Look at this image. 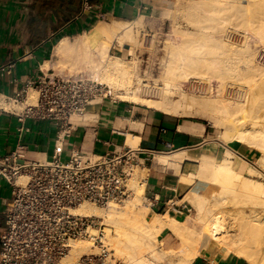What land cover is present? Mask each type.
Masks as SVG:
<instances>
[{
    "label": "bare ground",
    "instance_id": "obj_1",
    "mask_svg": "<svg viewBox=\"0 0 264 264\" xmlns=\"http://www.w3.org/2000/svg\"><path fill=\"white\" fill-rule=\"evenodd\" d=\"M184 10L190 15L189 22L198 26V36L186 39L178 49H171L173 58L163 71V87L160 86L157 98L141 97L133 89L137 80L133 60L110 54L118 46L134 55L140 41L132 32V24L138 21L98 23L74 41L60 40L52 57L58 64L71 59L75 65H86L97 81L119 91L121 101L148 105L172 116L200 118L216 126L224 122L227 127L220 137L225 143L234 144L227 135L232 130L234 140L255 151L264 161V65L255 62L256 44L251 45L248 36L256 33L264 46V0L187 1ZM258 17H262L260 22ZM233 39L240 40L239 49L233 46ZM233 58L239 59L243 66L227 68ZM49 66V62L45 64V68ZM212 76L222 83L232 80V87L229 86L232 90L227 93L230 99L208 96V85L204 83ZM193 79L197 81H192L191 88L196 91V86L201 85L200 94L185 93L182 88L184 82ZM37 97V91L31 89L25 106H34ZM133 142L137 139L128 136L127 146L133 148ZM182 152H177L173 159L181 161L185 156ZM224 157L218 161L205 152L195 158L200 165L196 173L181 177L185 184L195 178L199 180L193 191L194 217L184 215L183 220H176L167 214H154L149 206L143 207L144 186L143 182L141 186L137 182L139 177L130 180L133 194L122 206L101 209L83 204L75 213L102 220L103 240L116 259L111 264H191L202 250L212 245L249 264H264V185L243 176V171L253 172L245 160L240 162L248 167L241 163L234 167L231 153L226 150ZM163 230L177 240L176 248L162 249L157 244ZM98 233L90 230L88 239L73 243L61 264H73L82 256L94 255L97 249L91 239Z\"/></svg>",
    "mask_w": 264,
    "mask_h": 264
},
{
    "label": "crops",
    "instance_id": "obj_2",
    "mask_svg": "<svg viewBox=\"0 0 264 264\" xmlns=\"http://www.w3.org/2000/svg\"><path fill=\"white\" fill-rule=\"evenodd\" d=\"M177 1L88 0L89 8L83 10L82 0H0V156L11 153L20 137L28 160L44 162L50 158L58 128L30 118L19 123L17 116L23 113L27 100L13 104L12 99L42 74L55 73L50 66L45 68V64L50 65L54 47L60 40L74 41L98 23L141 21L153 26L173 11ZM89 114L92 118L73 127L65 138V156L71 151L94 156L119 152L132 148L127 146L128 136L136 138L132 149L147 153L143 166L144 197L150 210L176 220H183L191 208L183 198L192 183L185 184L181 177L196 173L195 158L201 154L208 152L215 157L227 147L212 142L207 127L190 117L168 115L140 104L121 100L112 104L106 100L96 110L89 109ZM21 127L28 131L19 135ZM228 150L242 159L250 156L247 149ZM177 152L185 154L181 161L173 159ZM160 158L167 160L162 162ZM9 198L10 189L1 180L0 230ZM158 239L165 249L178 245V242L174 245L176 239L168 230H163ZM191 264L248 262L212 245L202 250Z\"/></svg>",
    "mask_w": 264,
    "mask_h": 264
},
{
    "label": "built area",
    "instance_id": "obj_3",
    "mask_svg": "<svg viewBox=\"0 0 264 264\" xmlns=\"http://www.w3.org/2000/svg\"><path fill=\"white\" fill-rule=\"evenodd\" d=\"M82 8H89L88 0H82ZM142 25L136 29L143 43L163 36L164 23ZM150 79L152 76L143 72L134 87L141 95L155 98L159 89L144 84ZM29 89L37 91V101L23 109L18 122L23 124L29 118L47 121L58 128V134L50 158L44 162L25 157L20 137L11 153L0 156V181L10 189L0 230V264H61L72 244L88 239L90 230L100 232L91 239L97 252L73 264H111L114 258L103 240L101 220L77 215L75 210L83 204L101 209L122 206L133 194L130 180L135 172L143 171L147 153L124 148L102 156L80 151L65 156L64 140L80 125L71 120L78 118L81 123L94 101H119L113 89L94 76H58L47 71L20 89L13 104L25 103ZM27 131L23 127L18 130L19 135Z\"/></svg>",
    "mask_w": 264,
    "mask_h": 264
},
{
    "label": "rangeland",
    "instance_id": "obj_4",
    "mask_svg": "<svg viewBox=\"0 0 264 264\" xmlns=\"http://www.w3.org/2000/svg\"><path fill=\"white\" fill-rule=\"evenodd\" d=\"M181 1H183V4H184V5L182 4L183 8L180 6L182 3ZM181 1L178 0L177 5L173 9V11L168 13L167 16L162 21L159 22V24L164 23L163 36H159V35L155 36L154 38L149 40L146 44L143 43L140 40L138 29H136V27L143 26L142 25L143 22L139 21L137 24H132V28H133L132 32L137 37V39L140 41V44H138V46H136V48H134V53H133L134 55L127 54L125 51H122L118 46H114L113 49L110 50V54L114 57H121V58H124L126 61L133 60L135 62L134 63L135 64L134 65L135 75L137 74L136 75L137 77L139 74H143V72H147V74L151 75L152 79L146 80V83H144V84H146V87H149L152 84H154L157 88H159L160 93H161L160 88L163 87V80H162L163 71H164L165 67L167 66V64L169 63V61L173 58V55L170 52L171 49L172 48L178 49L180 47V45L186 41V39H189V41H190V40L195 39L196 36H198V30H199L198 26L196 24L189 22V16L190 15H189V13H187L184 10L185 9V3H187V1L193 2L196 0H186V1L181 0ZM261 18L262 17H258V19H257L258 22L261 21ZM240 33L244 34V30L241 29ZM203 34L205 36H207L206 33H203ZM224 34H225L224 32L221 33V35H223V36H224ZM255 34L249 33V35H248L250 37L249 43L251 45L256 44V45H254L255 46L254 50L256 52L255 53V62L257 64L259 63V64L264 65V46L262 45V43H260V40L257 38L258 35H255ZM224 39H226V37ZM233 41H232L234 43L233 46L236 47V49H239L240 45H241L240 40L239 39H233ZM129 45H131V44H129ZM124 49L128 50V49H130V47H124ZM238 60L239 59L235 60L233 58L231 61H229L226 64V67L230 68V69H235V68L243 66V63H241L240 60L239 61ZM53 61H55L54 58H52V60H51L50 67L55 70V74H57L58 76H75V75H79V74L94 76V73L91 69H89L86 65L81 66L83 64H80V63H77V65H75L76 63L73 62L74 60L73 61L71 59L63 60L59 64L56 61L55 62H53ZM207 80H208L207 81L208 83H204V84L208 85L207 86L208 89L206 92L210 98L214 99L215 96L217 97L218 95H220L221 97L224 96L223 97L224 99H230L231 98L229 96V94L227 95V93H229L232 90L231 89L232 80H230V78L227 79V81H225L223 83L220 82V80H218L214 76L209 77V79H207ZM192 81L194 83L197 81V79H193V80H191V82H184L183 83L182 88H183L184 92L185 93L200 94L199 91L201 90V88H199V87L201 85L197 84L198 86H196V91L192 90V88H191ZM99 83L108 86L107 84L102 83L101 81H99ZM134 84H135V81H134ZM134 84H133V89L136 88V87H134ZM230 85H231V87H229ZM113 91L115 92L117 99L121 100V98H120L121 94L120 93H119L120 95L118 94L119 91H117V90L115 91V89H113ZM138 95H140L141 97H145V98H152V97H146L144 95H141L140 92L138 93ZM155 98H157V97H155ZM153 99H154V97H153ZM91 105H93V108H91V109L96 110L97 106L99 105V101H94L90 104L87 112L84 114V116L81 120V123H78V118H73L72 120H74L76 122L75 124H82L83 121L92 118L90 116L91 114H89V109H90ZM140 105H143V104H140ZM227 105H230V104L227 103ZM143 106L151 107L148 105H143ZM189 119L204 124L207 127L209 137L211 138L212 142H216L217 144L227 146L225 148L232 155V159H230V160L234 164V167H236L238 165V163L243 164V162H240V159H242V158L237 157L232 151H230L228 149L229 148H231V149L240 148V149L249 150L250 156L245 157L242 160H245L246 163H248L249 167L251 168V170L255 174L253 172H252L253 174L248 173L247 171H243L242 174L244 177L247 176L248 179L257 181L260 184L264 185V161L259 159V155L255 151H252V150L246 148L242 143H239L236 140H234L232 138V133H233L232 130L228 131L227 135L230 138V140H232L234 142V144L225 143L221 139V137H220L221 133L224 132L225 128L227 127L226 123L221 122L220 125L216 126V125H213L212 123L204 121L200 118H189ZM225 151L221 149V153H219V155L215 156V158L218 161L221 160L222 158H225L224 157ZM243 165H246V164H243ZM199 166L200 165L198 164V166H197V168H195V170L198 169ZM246 167H248V166L246 165ZM137 172H139V170ZM137 172H136V174H140V175L135 174L136 176L134 175L133 179L136 177H139L140 179L137 178L136 180H137V182H139V185L141 186L140 183H142L143 182L142 180H144V178H145V174H144L145 171H141V173L140 172L137 173ZM138 180H140V181H138ZM198 182H199V180L197 178H195L194 181L192 182L191 190L183 198V202H186L191 207L188 209L189 211L186 213V215L191 216V217H194V212H193V208H192V204L195 202V200L193 198V191H194L195 185ZM142 186H144V182H143ZM142 206L143 207L149 206L145 197H144V193L142 196ZM101 222H102V220H101ZM157 244H159V245L161 244L159 242V239H158ZM176 244H177V241L174 240V245H176ZM160 248L165 249L163 247H160ZM113 261H116V259H114ZM117 263L119 264L120 262H117Z\"/></svg>",
    "mask_w": 264,
    "mask_h": 264
}]
</instances>
